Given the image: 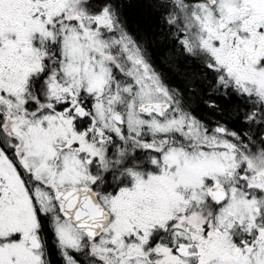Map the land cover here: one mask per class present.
<instances>
[{
    "label": "snow or ice",
    "instance_id": "1",
    "mask_svg": "<svg viewBox=\"0 0 264 264\" xmlns=\"http://www.w3.org/2000/svg\"><path fill=\"white\" fill-rule=\"evenodd\" d=\"M0 264H264V0H0Z\"/></svg>",
    "mask_w": 264,
    "mask_h": 264
}]
</instances>
